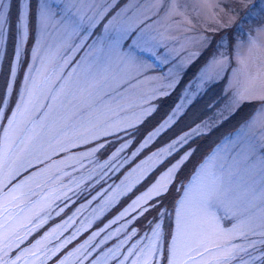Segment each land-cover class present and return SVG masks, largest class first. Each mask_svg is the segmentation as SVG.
I'll return each mask as SVG.
<instances>
[{"label":"snow or ice","instance_id":"obj_1","mask_svg":"<svg viewBox=\"0 0 264 264\" xmlns=\"http://www.w3.org/2000/svg\"><path fill=\"white\" fill-rule=\"evenodd\" d=\"M201 59L199 89L227 79L223 108L135 163L194 97L136 147L154 101ZM0 65V264H264V0H0ZM246 102L258 104L176 187L195 150L174 154Z\"/></svg>","mask_w":264,"mask_h":264},{"label":"rangeland","instance_id":"obj_2","mask_svg":"<svg viewBox=\"0 0 264 264\" xmlns=\"http://www.w3.org/2000/svg\"><path fill=\"white\" fill-rule=\"evenodd\" d=\"M33 9L35 10V3L33 5ZM11 13H12V22H14L15 21V16H16V8H15V6L12 7ZM37 35H38V33H37ZM9 51H11V45H9ZM78 55H83V53H80ZM257 55H261V54H257ZM202 63H203V59H201V61H198V63L194 67H192L190 70H188L186 72V74H183L182 78H181L182 79L181 84L174 91H172V93L169 96H166V97H163V98H161V99H159L157 101H154V103H156L158 105V108L153 113V115L151 117H149L145 121V123L140 126L138 133L135 134V136H134L135 140H133V144L136 147L139 146V143L142 142L143 138L150 131H152L156 126H158L159 123L163 122V120L167 118V116L171 113L172 109L175 108L177 104H180V103L183 102L182 101V97H185V96H193L194 97L192 99V102L190 104H188V106L184 110L183 115L177 120V122L174 125H172L171 128L167 129L164 133H162L160 135V136H162L163 134H168V132L172 130L170 133H173V134H172L170 140H167L168 142L165 143L164 145H162L160 147H157V143L160 141V138H159L160 136L157 137V139L151 145H149V148L145 149L144 152L139 156V158L136 159L135 163H140V161L144 160L146 158V156L151 155V152L157 151L159 148L165 147L168 143H170L173 140V137H174V139H176L177 137L182 135L185 131H188L190 129V127L194 126L195 123H199L202 120H209V119L215 120L217 112L221 108H223V104H224L225 100L223 102H221L220 104L217 103V107L214 109V114H213V116L211 118L209 116H207L208 112L205 113L206 115L204 117L202 116L203 118H201V119L197 118V115L201 114L204 111L203 108L208 107V105H207L208 104V102H207V100H208L207 97L208 96H210L213 99V102L216 101V98L218 96L219 97H224L223 96V90H224V87H225V85L227 83V79L226 78L222 79V80H220V81H218L216 83H213V84H210V85H206L203 89H199L198 88V83H197V80H196V73H197V69L200 67V65ZM2 71H3V66L0 65V72H2ZM163 71H167V68H164ZM151 75H154V76L155 75H159V71L151 73ZM184 76H185V79H183ZM0 81H2V83H3V76L2 75H0ZM143 87L146 89L148 87V85H144ZM248 104H250V105H248ZM257 104H258V102H246L242 106H245L246 108L251 109V113H252L253 109L257 106ZM207 109L208 108H205V110H207ZM246 113L248 115L250 112L246 111ZM225 115L228 116V113H225ZM246 116L242 117L241 121H242V119L246 118ZM241 121L236 123V125H235L236 127L234 126L235 128H228V129H230V131H228V132L225 129L226 132L222 131V132L218 133L215 138L212 139V141H214V142H212L209 145V147L206 148L201 153L200 157L195 162V164L193 165L192 169H190L189 174H187V178L182 183H187L188 180L191 179V176H192V173H193L194 169L215 148V146L218 143H220L229 134H234L235 133V131L238 128V126L241 123ZM218 123H220V122H218ZM218 123H216L215 126L212 128V131H213V129L215 127L217 128V124ZM120 135L122 136L123 134L121 133ZM206 135H203V136H200V137H197V138L200 140V139L204 138ZM108 139L110 141H113L117 147L119 146V141H115L114 137L110 136V137H108ZM165 140H166V138H165ZM130 149L134 150L132 145H130ZM176 153L179 154V151L176 152ZM183 153H184V150L182 151V154H180L179 156L183 155ZM107 154L108 153H105L104 156L101 157V162H103V160L107 159V157H106ZM57 159H58V157H57ZM132 166H134V165H132ZM87 167H88L89 170L91 169V165H87ZM128 169H129V165H125L124 168L120 169V171H118V172H116L114 174H110L111 178H105L107 183H104L103 181H101V183H97V185H100L97 188L98 189L97 191H101L102 190L101 189V185H103L104 188H107V186L109 184H118L120 182V180L124 178V174H126V170H128ZM162 169H164V168H162ZM160 173H161V171L158 170V172H156L154 175H152L154 177L153 180L158 178ZM73 175L76 176L77 178H79L81 175L84 178H87L88 171H82V172H79V173H74ZM137 188L140 191H137L136 189L133 190L137 195L139 194V192H142L145 189V188L141 189L138 185H137ZM97 191H95V192L93 191V195H95V193ZM178 195L179 194H177L175 196L173 205L175 204V200L178 198ZM84 203L85 202H83L81 204H84ZM95 203L96 202H94V204ZM127 203H130L128 198L126 200L125 199H123V200L121 199L120 200V205H119V210H122V207L126 206ZM80 205H78V207H80ZM76 209L73 210L72 213L75 212ZM119 210H117L114 214H112V216H110V218L108 220H106L104 223L109 222L115 215L118 214ZM91 211H92L91 207L87 208L83 212V216H90L91 215ZM59 217L60 218L58 220L53 221V224H51L50 226L47 225L43 232H41L40 234H35V236L39 237V235H42L45 231L50 230L56 224L61 223L62 220L64 218H66V217H64V218L61 219V214H60ZM81 218H83V217H81ZM95 228L93 230H95ZM93 230H90V231H93ZM71 231H72V229H69V233ZM69 233H65V235H68ZM88 235H86V237L84 239H86ZM82 240L74 241L73 245H75L77 243V241H82ZM72 246H69V248H71Z\"/></svg>","mask_w":264,"mask_h":264},{"label":"trees","instance_id":"obj_3","mask_svg":"<svg viewBox=\"0 0 264 264\" xmlns=\"http://www.w3.org/2000/svg\"><path fill=\"white\" fill-rule=\"evenodd\" d=\"M183 79H185V76L183 77ZM0 85H2V81H0ZM207 98H208V100H207L208 107H205V108H208V109L205 110V108H203L204 111L201 114H198L197 115V118H200V119L203 118L206 115L205 113H207V112H208L207 113V116H209L211 118L213 116V114H214V109L217 107V103L220 104L221 102H223L225 100L224 97H219V96L216 98V101L217 102L216 101L213 102V99L210 96H208ZM248 105H250V104H248ZM246 111L251 113V109H248L245 106H242L241 109L238 111L237 114H235L234 116H228L227 119H224L223 121H221L220 123H218L217 124V128L215 127L213 129V131L210 132L209 134H207L204 138H202L200 140L198 138H195L194 140H190L188 144L184 145V147L179 150V154H177V153L174 154V157L171 158L172 160H174L175 158H178L179 155L182 154V151L183 150L184 151L185 150H192V149L195 150L194 151V155L190 158V160L186 163V165L184 166V168L180 172L179 177H178V179L176 181V187H178L180 183H182L183 181H185V179L187 178V174H189L190 169H192L193 165L198 160V158L200 157L201 153L206 148H208L209 145L212 142H214V141H212V139L215 138L218 133H220L222 131H225V129L228 132V131H230V129H228V128H235L236 127L235 126L236 123L240 122L241 121V118L242 117H245L247 115ZM250 113L248 115H250ZM171 131H169L168 134H163L162 136L159 137L160 138V141L157 143V147H160V146L164 145L165 143L168 142L167 140H170V138H171V136L173 134V133H170ZM165 138H166V140H165ZM173 139H174V137H173ZM133 140H135V138ZM107 156H108V154L106 155V157ZM162 168H164V166H157V170H155L153 173H151L150 180H153L154 179V177L152 175H154L156 172H158V170L162 172V170H164ZM148 183H149V181H145V182H142L138 186L141 189H144L147 186ZM99 186L100 185H97V184L95 185L94 192L98 190L97 188ZM176 187H173L170 190V193H169L168 197L164 201V207L167 208V209H169V210L172 209L175 196L178 194L176 192ZM121 199L122 200L123 199L126 200L127 197H121L120 200ZM83 202H85V200L83 198H81L79 200H76L74 204H70L69 205V208H66L64 213H61V219L64 218V217H66L65 214L70 215L72 213V211L75 210L78 207V205H80ZM119 205H120V203L117 204L115 207H113L109 212L105 213V215L103 217H101V220H103V222H105L106 220H108L110 218V216H112V214H114L117 210H119ZM59 218H60L59 216H54L52 219H50L47 222V224H45L44 228H42L39 233H34L33 235L35 236V234H40L41 232L44 231V229L46 228L47 225L50 226L51 224H53V221H56ZM149 219H151V217H149ZM98 224H100V221H97L96 224H94L93 228L92 229H89L88 232H82L81 235L77 237V240L84 239L86 237V235L90 234V232H91L90 230H93L96 227V225H98ZM136 227H137L138 231H140L141 234H143V227L144 226L142 224H140V223H137L136 224ZM29 239L31 240L32 237H29ZM73 243H74V241H73ZM112 243H114V241H109V245H111ZM69 246H72V245H69Z\"/></svg>","mask_w":264,"mask_h":264}]
</instances>
